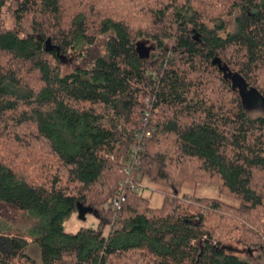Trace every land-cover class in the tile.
I'll return each instance as SVG.
<instances>
[{
    "label": "trees",
    "instance_id": "16d2710c",
    "mask_svg": "<svg viewBox=\"0 0 264 264\" xmlns=\"http://www.w3.org/2000/svg\"><path fill=\"white\" fill-rule=\"evenodd\" d=\"M244 94L264 98V0H0V264H264ZM74 214L96 224L67 232Z\"/></svg>",
    "mask_w": 264,
    "mask_h": 264
},
{
    "label": "rangeland",
    "instance_id": "374dc122",
    "mask_svg": "<svg viewBox=\"0 0 264 264\" xmlns=\"http://www.w3.org/2000/svg\"><path fill=\"white\" fill-rule=\"evenodd\" d=\"M215 4H219L220 0H213ZM228 23L232 22V19L227 18ZM138 52L143 57H148L152 53H157L158 50L155 47V44L152 40L147 38H140L137 43ZM151 53V54H150ZM150 54V55H149ZM76 60V58H75ZM64 64V69L70 68ZM243 103L245 105V110L250 116L264 115V98L257 95H252L248 97L247 94H244ZM143 190L142 194L145 197H148L149 204L152 207H159L163 202L165 191H159L158 186L150 183L147 180L143 181ZM181 194H192L196 197H213L220 198L229 206H235L237 202L234 199H231L226 196L219 194L217 187L208 184H194L192 182L186 181L183 185L179 195ZM33 219L28 215L21 212L17 213L16 224L25 231L27 228H30L32 225ZM95 219L88 214L85 220H81L77 214H74L69 220L64 222V227L67 232H75L79 227L83 226H93L95 225ZM27 253L34 259L36 262H41L40 252L38 247L30 243L27 248Z\"/></svg>",
    "mask_w": 264,
    "mask_h": 264
},
{
    "label": "water",
    "instance_id": "95a60500",
    "mask_svg": "<svg viewBox=\"0 0 264 264\" xmlns=\"http://www.w3.org/2000/svg\"><path fill=\"white\" fill-rule=\"evenodd\" d=\"M46 47H47V49H52V47L50 46V41H49V40L46 41ZM137 50H138V48H137ZM60 58L63 59L64 57L61 56ZM216 60H217V59L215 58V59L213 60V63H214ZM231 80H232V82H233L236 86H240V85H241V84H240V81L237 79V75H236V74H232V76H231ZM240 88H244V86L241 85Z\"/></svg>",
    "mask_w": 264,
    "mask_h": 264
},
{
    "label": "built area",
    "instance_id": "2783aa9c",
    "mask_svg": "<svg viewBox=\"0 0 264 264\" xmlns=\"http://www.w3.org/2000/svg\"><path fill=\"white\" fill-rule=\"evenodd\" d=\"M146 136H149L150 135V132H146V133H144ZM139 137H140V139L142 138V135L140 134L139 135ZM132 148L134 149V150H136V152H137V150L140 148L139 147V145H133L132 146ZM123 197H120L119 199H114V205L116 206V207H119V205H120V203L123 201Z\"/></svg>",
    "mask_w": 264,
    "mask_h": 264
}]
</instances>
